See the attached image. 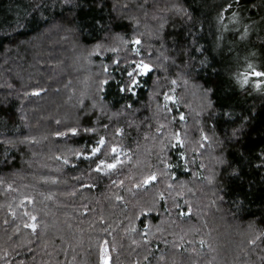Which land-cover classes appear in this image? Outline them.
Returning <instances> with one entry per match:
<instances>
[{"label":"trees","instance_id":"1","mask_svg":"<svg viewBox=\"0 0 264 264\" xmlns=\"http://www.w3.org/2000/svg\"><path fill=\"white\" fill-rule=\"evenodd\" d=\"M228 2L221 27L225 0H0V140L16 142L0 145V264H100L105 242L110 264H264V93L233 80L246 60L264 67V0ZM233 12L255 23L238 45ZM136 37L139 57L124 43ZM125 57L157 67L136 95L97 92L102 66L118 80ZM77 124L96 136L56 135ZM99 135L125 152L110 175L72 155ZM153 171L166 175L137 188Z\"/></svg>","mask_w":264,"mask_h":264},{"label":"snow or ice","instance_id":"2","mask_svg":"<svg viewBox=\"0 0 264 264\" xmlns=\"http://www.w3.org/2000/svg\"><path fill=\"white\" fill-rule=\"evenodd\" d=\"M234 2H239V0H234ZM232 3H229L228 0H225V4L221 6L220 12L218 14L217 19L221 22V27H226V25L223 24V21L225 20V13L229 12L232 9ZM37 8L40 7V5L36 6ZM182 11V10H181ZM232 19L234 22H239L238 20V14L233 12L232 13ZM18 27H24L23 24H21L19 21H17ZM248 33V27L245 26L244 32L241 35V39H243ZM125 44H130L131 51L134 53L135 57L141 56V45L142 40L140 37H136L129 41H124ZM100 46L97 45V48ZM110 51L112 52H119L118 48H111ZM201 54H203V50L201 51ZM207 60H202L201 64H205ZM125 67L121 71V78L115 79L112 77L109 66L103 65L102 66V72L105 74L104 78L99 79L97 82V92L104 93L107 91L108 88L111 87V85L114 83L116 86V89L119 93H128L131 95L137 94V89L141 86V79L143 77H147L150 75L151 72L155 70L157 67L156 65H153L152 63L147 62L144 58L136 59V58H124ZM113 64L116 66V68L120 67L121 60L115 59L113 60ZM233 80L236 87L240 88L244 92H250L255 91L259 93H264V67H257L255 64H253L250 61L246 60L245 65H243L240 68H237L235 73L233 74ZM171 83L173 85L176 84L175 80H172ZM42 89H36L34 90L31 95L38 96L40 95ZM172 91H175L174 89ZM211 91V90H208ZM27 95V93H26ZM103 99V97H101ZM163 99L165 103L162 105V108L167 111H171L172 109L169 107L168 102H177V98L174 95H170L168 93L163 94ZM209 107L212 106L211 101H209ZM95 107V105H94ZM127 108H131V104L126 105ZM228 115H231V113H228ZM179 119L183 121L185 119V116L183 113L180 114ZM244 121H247L249 117H242ZM57 123H60L57 121ZM109 127V125L104 124L103 128L106 130ZM164 126L161 125L160 128L157 129V131H161V129ZM244 127V125H241L240 129H236L233 132V136H236L240 130ZM98 129L96 127H83L81 128L79 124L76 126H68L65 131H57L56 135L58 137H77L80 136L81 132L91 134V137H95L97 134ZM117 134H123V129H116ZM90 137V143L85 145L79 150H73L72 155L73 157L79 161V162H87L89 165V171L96 174H103V175H110L111 173L118 170L120 166L124 164V160L121 159L122 156L125 155L124 149L109 141V139L105 135H99L98 138L91 139ZM203 140L207 141L209 137L207 135H204L202 137ZM174 140L175 144H172L173 148L183 147L184 140L181 138L180 133L174 134ZM26 141H20V143H25ZM171 143V142H170ZM0 145H5L4 147V155L7 156L9 151L11 150V147L16 146V142L11 139H3L0 140ZM10 146V147H7ZM203 146V145H201ZM167 147V145H165ZM163 150V149H162ZM179 156L181 159L186 160L185 153L181 151L179 153ZM259 159V157H258ZM63 161L65 164H70L71 161L68 158H63ZM165 169H172L174 165L170 163L167 159H163L160 161ZM223 162V161H219ZM78 166V165H76ZM261 167H264V163L260 165ZM178 167V165H177ZM166 175L165 172L157 173L155 171L149 172L145 174L139 183L136 184L137 188L145 187L154 185L159 182L160 177ZM175 175L174 173L172 174ZM117 183L116 181H113V184ZM120 185H123L124 181H119ZM94 186V185H93ZM9 189H11V185L8 186ZM172 185L169 184V188H171ZM160 198L164 199L163 193L160 194ZM25 199L30 201L29 197H25ZM117 200L122 199V197L117 196ZM23 205V201L21 202ZM191 212V208L188 209V212L181 211V215H188ZM25 215H29L28 213H25ZM31 223H26L24 227L30 228L33 231L37 228V217L32 215L30 216ZM264 236V233L261 234ZM256 239H260V237H256ZM256 239H253L250 241L251 244L256 243ZM200 244L203 245L204 241L201 240ZM107 242H105V245L101 247L100 254H99V260L100 264H110V256L108 254L107 250ZM5 255H7L5 253Z\"/></svg>","mask_w":264,"mask_h":264},{"label":"rangeland","instance_id":"3","mask_svg":"<svg viewBox=\"0 0 264 264\" xmlns=\"http://www.w3.org/2000/svg\"><path fill=\"white\" fill-rule=\"evenodd\" d=\"M237 13V12H236ZM238 14V13H237ZM238 20H239V22L237 23V22H234L233 21V19H232V17H231V27L233 26V28H236V26H237V29H235V30H239V32H238V34H237V36L235 37V41H234V45H238V42L239 41H247L248 39H249V37L251 36V32H252V30H253V28H254V26H255V23H253V24H250L249 26H247L248 27V33H247V35L243 38V39H241V35L243 34V32H244V28L245 27H243L242 29L240 28V24H241V21H240V14H238ZM240 23V24H239ZM239 28V29H238ZM252 230V231H251ZM255 230V227L253 226V225H248V228H247V231L248 232H252L253 233V231ZM105 245V243L101 246V247H103ZM100 250H101V248H100ZM100 254V253H99ZM233 254V253H232ZM232 254H229V255H232ZM235 258V257H234ZM222 259V258H221ZM99 262H100V260H99ZM217 264H222V263H217Z\"/></svg>","mask_w":264,"mask_h":264}]
</instances>
